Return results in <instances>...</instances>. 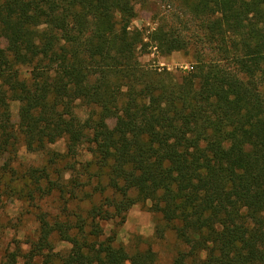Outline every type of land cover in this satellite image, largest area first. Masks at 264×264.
I'll return each mask as SVG.
<instances>
[{
	"label": "trees",
	"instance_id": "trees-1",
	"mask_svg": "<svg viewBox=\"0 0 264 264\" xmlns=\"http://www.w3.org/2000/svg\"><path fill=\"white\" fill-rule=\"evenodd\" d=\"M138 1L0 0V160L11 165L20 139L37 153L64 138L49 161L69 157L54 178L43 166L0 187L63 200L3 264H161L117 244L139 202L185 245L169 264H264V0H183L184 29L200 27L190 35L170 21L132 28ZM194 44L183 73L140 61Z\"/></svg>",
	"mask_w": 264,
	"mask_h": 264
},
{
	"label": "rangeland",
	"instance_id": "rangeland-1",
	"mask_svg": "<svg viewBox=\"0 0 264 264\" xmlns=\"http://www.w3.org/2000/svg\"><path fill=\"white\" fill-rule=\"evenodd\" d=\"M183 0H139L136 4L137 17L133 20L131 27L142 29L148 34L154 27L163 21H170L177 29H183L184 34H196L199 27L197 21L188 24V29H184V24L180 22L179 17L183 15ZM199 46L190 45L185 50L175 51L171 54H162L155 47H150V53L140 56L143 64L152 67H166L171 71L183 73L191 69L195 60V53ZM13 119L18 118V102L12 104ZM80 116L85 117L89 110L80 105L77 108ZM52 152L62 155L67 151V141L62 138L49 146L46 152H29L24 146L22 139L18 145V152L15 160L7 169L3 166L4 162L0 160V187L11 180L19 182V178L25 177L28 170L32 168L50 167L52 177L58 176L55 168L63 169L69 157L63 158L56 164L49 161ZM78 161L85 162L92 159L86 146L79 148ZM77 167H80L77 164ZM95 165L91 166V171H96ZM71 172L64 171V177L68 179ZM53 177V178H54ZM16 182V183H17ZM9 191L2 192L0 188V264H3L9 253L16 251L21 245L24 251L29 250L30 243L37 237L39 221L38 211H47L54 215L58 213L62 199H59L55 192L39 201H25L18 199ZM95 198V197H94ZM78 201L75 200L71 206H75ZM92 205L91 201L80 202L79 209H88ZM150 202H139L134 205L126 214V220L118 227L117 244L123 245L128 250L147 249L151 247L155 252L161 264H169L180 250L185 249V245L176 237L174 230L166 226L160 213L151 210ZM102 226L108 235L115 228L112 221H103ZM160 232L164 235L160 236ZM59 249L67 247L65 243L58 244Z\"/></svg>",
	"mask_w": 264,
	"mask_h": 264
}]
</instances>
